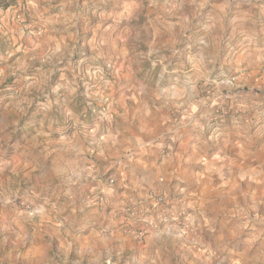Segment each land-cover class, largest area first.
Instances as JSON below:
<instances>
[{"label": "rangeland", "instance_id": "374dc122", "mask_svg": "<svg viewBox=\"0 0 264 264\" xmlns=\"http://www.w3.org/2000/svg\"><path fill=\"white\" fill-rule=\"evenodd\" d=\"M69 1L58 17L45 10L0 17V264H264V168L224 166L218 188L201 200H189L174 177L137 199L129 182L136 174L116 172L118 157L108 165L102 154L88 158L104 191L94 173L71 178L77 170L60 156L63 138L131 126L141 107L264 105V83L255 84L261 65L236 57L220 2ZM227 77L236 78L233 87L216 85ZM244 114L210 117L208 145L218 140V153L227 143L264 147L260 111L256 124L222 130L230 115L239 122ZM149 123L140 129L154 130ZM60 168L63 180L55 177ZM62 188L76 190L72 204Z\"/></svg>", "mask_w": 264, "mask_h": 264}, {"label": "crops", "instance_id": "0c3cea01", "mask_svg": "<svg viewBox=\"0 0 264 264\" xmlns=\"http://www.w3.org/2000/svg\"><path fill=\"white\" fill-rule=\"evenodd\" d=\"M218 1L220 2L218 7L220 10L219 16L222 15L224 18L222 21L226 22L227 25L231 24L230 41L233 42L231 45L238 47L237 51L240 52L236 57L242 59L246 55L247 57L251 56L244 62L261 65L257 71L260 77L255 81V84H263L264 0ZM71 4L72 2L69 0H18L17 6L9 7L5 11L0 10V17L2 18L5 14L6 16H9V14L14 16L17 11L26 13L30 10H38L40 13L45 10L51 13L52 16L56 15L55 17H58L57 14L64 13L66 9L72 6ZM46 22L51 25L57 24V21ZM252 79L249 77L242 84H245L248 80L252 81ZM235 104L236 107H162L161 109L141 107L138 113L135 114L131 126L112 125L107 127L106 131L104 129L100 130L99 126H96V128L86 132V135L63 138L67 142V146L61 149L65 152L64 156L60 155L61 161L66 164L70 162L74 164L77 172L70 173L71 178L75 177L77 180H82L84 175L91 176L94 173L92 183L97 185L96 188L106 191L104 187H101V182L96 180L101 174L100 167H95L94 163L90 162L88 158L96 159L97 156L102 154V160L106 162L104 165H108L112 163L111 159L118 157L116 172L122 174L128 171L136 174V177L134 176L129 182L130 185H134L135 190L140 192L134 195L137 199L142 192L148 189L163 188L174 177L178 182L185 183L183 191L190 194L189 200H201L202 195L213 191L216 185L218 188V174L222 173L224 166L226 170L227 167L233 169L239 167L241 169L247 168V170L250 168L255 172L264 168L260 162V160L264 161V147L251 152L242 151L240 143L237 145L238 142L235 145L227 143L223 144L222 150L218 153V140H215L214 142L210 141L214 146V151L208 153L212 146L208 145L206 139L209 140L210 136H205V132H210V126L207 125L210 117L216 119L230 112L231 114L239 111L246 113L238 115L240 117L239 122L230 115L229 120L222 124L224 125L222 130L227 131L243 125L242 120L246 121L244 127L256 124L257 121L252 119L256 118L259 111L260 115H264V105L261 103V107H255L256 102L246 99L239 102L235 101ZM142 119H145V121H140ZM148 121L153 122L149 124L154 127V130L147 128L143 131L140 129V125L143 122L146 124ZM228 124L233 125L227 128ZM204 129L205 131H203ZM121 144H126L124 147L125 153L122 151L118 154ZM95 146H97V149H95ZM98 151L101 152L98 154ZM125 168L128 169L123 172ZM44 172L48 171L45 170ZM66 175L63 168L55 171V177L61 180H63V177H67ZM168 177L171 178L168 179ZM73 191L76 194V190H70L66 193L63 188L59 192H62L61 196H64V199L67 198L72 204ZM113 195L115 194L111 196ZM119 196L124 195L119 194ZM119 196L114 197L115 202L119 200ZM190 208L192 207L190 206ZM18 218L16 214L10 216V219L14 222ZM108 220V225L113 227H116L119 222V219L112 220L108 218ZM60 223L62 224L61 221ZM97 240L101 242L100 239L97 238Z\"/></svg>", "mask_w": 264, "mask_h": 264}, {"label": "built area", "instance_id": "2783aa9c", "mask_svg": "<svg viewBox=\"0 0 264 264\" xmlns=\"http://www.w3.org/2000/svg\"><path fill=\"white\" fill-rule=\"evenodd\" d=\"M236 81L237 80L235 77H227V78L219 79L216 82V85L219 87H222L223 89H228V88L233 87L236 84ZM111 183H112V181H111ZM155 202L158 204L162 203V202H164V198L163 197L155 198Z\"/></svg>", "mask_w": 264, "mask_h": 264}, {"label": "trees", "instance_id": "16d2710c", "mask_svg": "<svg viewBox=\"0 0 264 264\" xmlns=\"http://www.w3.org/2000/svg\"><path fill=\"white\" fill-rule=\"evenodd\" d=\"M17 0H0V9L6 10L16 4Z\"/></svg>", "mask_w": 264, "mask_h": 264}]
</instances>
